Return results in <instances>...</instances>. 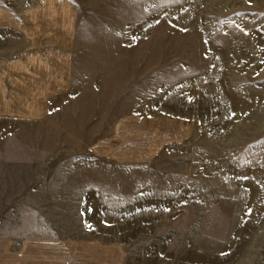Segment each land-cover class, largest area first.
Here are the masks:
<instances>
[{"label":"rangeland","instance_id":"1","mask_svg":"<svg viewBox=\"0 0 264 264\" xmlns=\"http://www.w3.org/2000/svg\"><path fill=\"white\" fill-rule=\"evenodd\" d=\"M51 2L72 8V88L44 124H0L51 167L0 228L38 212L124 264H264V0H0V23ZM22 36L1 27L0 58Z\"/></svg>","mask_w":264,"mask_h":264},{"label":"crops","instance_id":"2","mask_svg":"<svg viewBox=\"0 0 264 264\" xmlns=\"http://www.w3.org/2000/svg\"><path fill=\"white\" fill-rule=\"evenodd\" d=\"M35 11L37 19H5L0 23V28L21 32L26 42L17 54L0 58V124L42 125L55 99L72 88V8L67 3L51 2ZM6 137L0 133V140ZM2 146L4 143H0V205H5L12 199L27 198L33 182L30 174L41 169L49 171L51 167L29 166L27 157L22 162V153H5ZM51 177L54 178L50 174L43 176V185L47 180L49 184ZM55 201L58 203L45 197L47 203ZM27 213L31 214L27 219L31 220L30 227L0 228V264H124L121 244L62 238L59 227L47 226L38 212ZM23 215L21 219L25 221ZM3 218L0 212V220Z\"/></svg>","mask_w":264,"mask_h":264}]
</instances>
